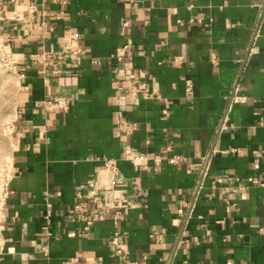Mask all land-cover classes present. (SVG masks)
Returning <instances> with one entry per match:
<instances>
[{
    "label": "crops",
    "instance_id": "1",
    "mask_svg": "<svg viewBox=\"0 0 264 264\" xmlns=\"http://www.w3.org/2000/svg\"><path fill=\"white\" fill-rule=\"evenodd\" d=\"M263 1L0 0V264H264ZM114 196L83 232L72 204Z\"/></svg>",
    "mask_w": 264,
    "mask_h": 264
},
{
    "label": "rangeland",
    "instance_id": "2",
    "mask_svg": "<svg viewBox=\"0 0 264 264\" xmlns=\"http://www.w3.org/2000/svg\"><path fill=\"white\" fill-rule=\"evenodd\" d=\"M15 66L12 51L0 31V212L13 148L10 127L14 117L19 83Z\"/></svg>",
    "mask_w": 264,
    "mask_h": 264
},
{
    "label": "built area",
    "instance_id": "3",
    "mask_svg": "<svg viewBox=\"0 0 264 264\" xmlns=\"http://www.w3.org/2000/svg\"><path fill=\"white\" fill-rule=\"evenodd\" d=\"M260 10H261V17L264 15V1L262 4H260ZM67 45H69V48H72L74 45V41L72 39H68ZM80 50L78 48H75L73 50V53H78ZM212 59L214 60L215 57L212 56ZM46 107L47 108H60L65 109V105L63 102L60 101H52L47 100L46 101ZM163 114L167 115V112L163 110ZM165 156H154L153 160L155 162H160L162 159H164ZM125 159L128 160L132 164H140L141 162H144L146 160V157L143 153L140 152H132L128 149L125 150ZM168 161L173 162V159L170 158ZM102 164L104 167L108 170H114L115 164L114 161L110 158L103 157L101 159ZM78 195V194H77ZM79 197V196H78ZM117 196H114L112 199V202H106L103 200H95L93 204L92 209H88L86 206H82L79 202H75L72 204L73 211L80 213V219L82 221V231L86 232L89 227L92 225L93 222L97 220L103 219L106 215H115V207L118 206L117 201H120L119 197L115 199ZM114 220L116 217L113 218ZM68 264H80L78 258H71L68 262Z\"/></svg>",
    "mask_w": 264,
    "mask_h": 264
}]
</instances>
